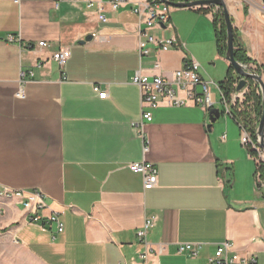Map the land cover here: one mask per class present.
I'll return each mask as SVG.
<instances>
[{
	"label": "crops",
	"instance_id": "1",
	"mask_svg": "<svg viewBox=\"0 0 264 264\" xmlns=\"http://www.w3.org/2000/svg\"><path fill=\"white\" fill-rule=\"evenodd\" d=\"M110 1L0 0V241L40 264H136L146 250L139 231L150 220L149 264H206L226 241L264 264V181L238 122L222 113L209 128L203 106L162 104L143 131L134 125L142 97L133 75L172 78L187 56L195 58L172 13L211 20L213 13L175 7L171 27L153 32L175 34L186 47L150 46L141 55L145 25L132 7L143 0L116 11ZM101 8L107 22L99 20ZM258 18L242 20L238 34L264 80ZM43 41L48 46H39ZM62 48L71 50L63 68L53 59ZM142 160L158 170L151 189L129 168ZM32 189L44 192L43 212L58 213L63 232L29 222L22 198L6 194ZM183 243L201 246L198 254L181 253Z\"/></svg>",
	"mask_w": 264,
	"mask_h": 264
},
{
	"label": "built area",
	"instance_id": "2",
	"mask_svg": "<svg viewBox=\"0 0 264 264\" xmlns=\"http://www.w3.org/2000/svg\"><path fill=\"white\" fill-rule=\"evenodd\" d=\"M126 1L111 0L110 3L112 9L116 11ZM93 5L94 2L92 1L88 4L89 7ZM172 10L173 6L163 0H143L132 7V11L139 18L140 25H145L144 28L140 29V35L142 36L139 45L141 55L149 54L150 46L163 50L186 47V44L175 34L170 37H160L153 32L156 28L167 29L171 27ZM108 19L104 8H101L99 20L101 22H107ZM39 46H48V43L44 41L39 42ZM70 57L71 50L69 48H62L53 54V59L61 68L67 64ZM24 75L25 73L23 72ZM132 82L141 91L142 118L140 122L134 124L141 131L144 130L146 122L153 120L151 109L162 104L167 106L201 105L210 112L215 104L220 102L223 107L220 110L221 114L224 113L226 116H230L238 122L242 131V144L248 149L249 154L256 163L257 175L264 181V149L253 138L249 126L238 116L239 113L241 114L242 109L238 111L240 108H235L236 102L234 103V101H242L248 91L247 87L244 90L237 91V86L240 81L234 83L236 86L234 90H231V87L230 89H226L220 82L206 79L201 71V64L192 56H187L184 66L176 70L172 78L163 75L150 77L139 70L133 75ZM93 89L98 93L100 98H107L108 92L103 90L100 85L95 84ZM260 91L258 88L257 93L261 94ZM23 95V90L21 89L18 92V96ZM147 150L148 145L145 144L144 151L146 152ZM129 168L134 172L143 174L145 189H151L157 185L158 170L152 162L147 160L133 162ZM17 192H25V199H20V201L27 213L29 222L40 224L43 227L54 224L58 233L64 231L65 225L58 213L44 214L43 211L47 207V203L46 196L42 190H17ZM150 226L151 221L148 220L144 228L139 231V236L143 240V243H145L146 250L140 254V260L136 264H149V256L154 251L146 240L147 231ZM200 247H196L195 244L191 243H183L180 244L179 249L181 253L197 255ZM162 250L163 246H161L159 252ZM254 262H256L254 256L239 255L234 251L233 243L226 241L218 245L214 256L210 257L206 264H252Z\"/></svg>",
	"mask_w": 264,
	"mask_h": 264
},
{
	"label": "rangeland",
	"instance_id": "3",
	"mask_svg": "<svg viewBox=\"0 0 264 264\" xmlns=\"http://www.w3.org/2000/svg\"><path fill=\"white\" fill-rule=\"evenodd\" d=\"M231 1L235 2V5H232ZM225 2L231 12L232 20L237 33L238 30H241L242 20L249 21L255 16L257 17V20H259L258 17L264 19L263 0H225ZM174 8L175 7H173V9ZM210 10L213 14H221V12H223L222 8L219 6H212ZM172 20L174 25L178 28V34H182V37L187 40L192 55H194L197 61L201 64V70H203L204 77L208 80H215L217 82L224 81L228 74L229 64L225 56L221 55L218 51L215 39V30L212 20L209 19L207 16L200 17L197 14L189 12H183L178 14L173 12ZM236 25L238 26V28L236 27ZM249 66L252 69L256 70V68H253L251 64ZM234 72L236 76L234 77V80L229 83V88L231 87V90H234V87L236 88L234 83L240 81V76L235 70ZM251 80L252 79L248 80V84L246 86L248 88V91L246 93L245 98H243L244 101H234V103L236 102L235 108H240V110L238 111H241L242 109L243 112L246 111L249 114H252V116H256V113H254L256 101L255 96L262 95V93H257V89H260L257 82V87L251 86ZM214 92H216V90H214ZM254 92L255 94H253ZM214 107L219 108L220 110L223 109L222 104L220 102L215 104ZM240 117L241 120L245 122L244 116L241 115ZM219 120H224V117L221 116ZM259 121L256 125V132L258 131ZM0 264L40 263L36 259L30 257L22 249H19L17 251L13 247V245L10 244V242L2 240L0 241Z\"/></svg>",
	"mask_w": 264,
	"mask_h": 264
},
{
	"label": "water",
	"instance_id": "4",
	"mask_svg": "<svg viewBox=\"0 0 264 264\" xmlns=\"http://www.w3.org/2000/svg\"><path fill=\"white\" fill-rule=\"evenodd\" d=\"M166 3L172 5L176 8H194L201 6H219L223 10L224 19L227 27V51L225 54L226 60L231 64L235 71L240 76V82L237 86V91L244 90L248 84V80L252 79L258 83L261 93H262V116L259 121L258 131L256 133V141L258 144L264 149V80L262 75L256 70L252 69L249 65L241 63L235 58V27L232 20L231 12L225 2V0H191V1H172V0H163ZM264 2V0H263ZM92 36H88L86 40H91ZM85 40V41H86ZM82 41L81 43H84ZM210 124L209 128H211L212 123H215L221 117V111L219 108H212L210 110Z\"/></svg>",
	"mask_w": 264,
	"mask_h": 264
},
{
	"label": "trees",
	"instance_id": "5",
	"mask_svg": "<svg viewBox=\"0 0 264 264\" xmlns=\"http://www.w3.org/2000/svg\"><path fill=\"white\" fill-rule=\"evenodd\" d=\"M172 1H191V0H172ZM212 6H201L198 7L197 9L205 11V13H210V8ZM213 25H214V30H215V39H216V45L218 48V51L221 55L225 56L226 51H227V27L224 19V14L221 12V14H213ZM220 25V26H219ZM235 32V58L237 61L250 65L251 63H255L252 58H250L247 54L246 48L242 45L241 43V37L240 35L234 30ZM262 68L260 66H257L256 70L261 73ZM234 67L229 64L228 68V74L227 77L224 81L220 82L222 86L226 89L229 88V83H231L234 80V77L236 76L234 72ZM251 86H256L257 84L254 80H251ZM254 89V88H253ZM252 90V89H251ZM255 94V92L253 93ZM255 111L256 116H252V114H249L246 111H242L241 114L239 113V117L242 115L244 116L245 123L249 126V128L252 130V135L253 138L256 140V125L262 115L263 111V106H262V95H256L255 96Z\"/></svg>",
	"mask_w": 264,
	"mask_h": 264
},
{
	"label": "bare ground",
	"instance_id": "6",
	"mask_svg": "<svg viewBox=\"0 0 264 264\" xmlns=\"http://www.w3.org/2000/svg\"><path fill=\"white\" fill-rule=\"evenodd\" d=\"M6 194H8L9 196L15 195L17 197H21L22 199H25V192H17V191H11V190H9V191H7Z\"/></svg>",
	"mask_w": 264,
	"mask_h": 264
}]
</instances>
